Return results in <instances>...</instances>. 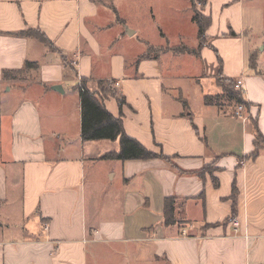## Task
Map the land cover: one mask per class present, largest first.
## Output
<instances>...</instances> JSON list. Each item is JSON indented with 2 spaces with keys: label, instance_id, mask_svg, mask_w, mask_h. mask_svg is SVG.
<instances>
[{
  "label": "crops",
  "instance_id": "obj_1",
  "mask_svg": "<svg viewBox=\"0 0 264 264\" xmlns=\"http://www.w3.org/2000/svg\"><path fill=\"white\" fill-rule=\"evenodd\" d=\"M121 1L0 0V219L19 202L17 230L0 228V264H264V149L248 157L254 123L264 136V68H248L244 36L257 1L206 0L207 44L180 54V71L165 69L166 53L143 54L150 47ZM27 28L52 46L16 34ZM25 61L37 67L2 79ZM219 77L243 79L247 116L233 114L234 101L203 103L222 90ZM82 79L92 91L118 83L121 113L113 94L101 96L104 107L171 160L100 159L119 142L81 139ZM168 195L183 223L163 225Z\"/></svg>",
  "mask_w": 264,
  "mask_h": 264
},
{
  "label": "trees",
  "instance_id": "obj_2",
  "mask_svg": "<svg viewBox=\"0 0 264 264\" xmlns=\"http://www.w3.org/2000/svg\"><path fill=\"white\" fill-rule=\"evenodd\" d=\"M192 7V15L191 21L196 26V39L198 41L195 50H192L188 47H184L183 52L192 55H198L199 49L207 44V36L206 29L210 25V17L204 15L201 12V9L197 10L194 7V3L198 2L203 7L206 4V0H189ZM203 9V8H202ZM21 36H33L38 39L42 44L47 45L49 47L52 46L50 40L38 29H30L19 31L16 33ZM227 36L233 37L236 34L230 29L226 34ZM181 52V51H180ZM61 59L64 64H67V60L65 57L61 56ZM251 62L249 63V67L251 69L255 68V59L252 57ZM250 61V60H249ZM37 64L34 62L25 61L23 66L20 69L15 70H2V79H7L10 75L20 74L24 70L28 68H36ZM221 80L224 83L219 85L222 87L221 93L215 95H204L203 103L206 105H221L222 101H234L236 104H242L243 106H247V103L242 99L241 94L233 89L234 80L231 78H218V81ZM114 81L112 80H104L98 81L97 89L92 91L87 88L85 84V80L82 79L75 86L80 99V114H81V127L80 134L81 139L86 140H97V139H109V140H118L119 149L117 151H110L102 154L100 159H114V160H131V159H153V158H161L166 161H170L171 159L163 155L162 153H154L143 145H141L137 140L128 136L123 129L121 115L114 117L112 116L107 109L104 107L101 96L105 94H113L116 96V101L118 104L119 111L121 113V108L123 104H125L124 97L117 93L116 90L112 88V84ZM101 92V95L99 94ZM99 96V97H98ZM254 128V138L253 145L254 150L248 154V157H255L258 155L260 149H264V136L260 133L257 125L253 124ZM211 167L208 165L202 166L200 173L204 171L210 170ZM211 171V170H210ZM212 180L214 178L212 177ZM215 182V180H214ZM215 184V183H214ZM235 193L236 188L235 185L232 186V194L231 199L232 203V213H235ZM176 204V197L174 195H168L164 197L163 200V209H162V223L164 226H170L176 224V219L174 215ZM209 226V225H204Z\"/></svg>",
  "mask_w": 264,
  "mask_h": 264
},
{
  "label": "rangeland",
  "instance_id": "obj_3",
  "mask_svg": "<svg viewBox=\"0 0 264 264\" xmlns=\"http://www.w3.org/2000/svg\"><path fill=\"white\" fill-rule=\"evenodd\" d=\"M256 1L255 7L248 6L247 8L249 17L248 19L245 18V20L248 21V26L250 27H248L247 31L244 33L246 49L248 50H246L248 64L251 62V58L253 57L255 59V71H257L259 63L260 65L262 64L261 68H264V35H262L264 33V2L262 0ZM128 4L130 5L129 9L131 12L126 19V24H128V27L130 28H133V26L138 28L140 33L138 34V37L135 38L140 41L142 40L146 46L149 45L148 47H150L149 49L145 48L143 54L147 56H159L162 53H166L169 60L168 64L167 62L162 63L164 64L165 69L169 71L179 69L178 71H180V54H185L183 52L184 47H188L192 50H195L196 47L191 43V41H188L189 39L196 40L194 37L195 25L190 21L193 11L190 1L138 0L133 3H129L128 1L123 0L120 3V7H125L126 10ZM194 7L197 10L203 8V6L198 2L194 3ZM180 33L184 38L181 42ZM68 73L71 77L74 76V73L69 71V68ZM250 73L254 72H249V74ZM181 81L182 79L178 82L179 87ZM219 83L223 84L224 82L219 80L218 84ZM15 84L18 86L25 85L26 81L20 80ZM68 91H70V89ZM218 91V93H220L221 90L218 89ZM235 106L236 105H232L230 108L234 110ZM244 115L247 116L245 113ZM247 118L249 119V116ZM250 122L252 123V121ZM18 205V200H16V202L12 201L11 204L6 203V207L1 211H9L12 216L3 220L0 219V228L7 227L2 226V224H4L10 225V228H15V230H17V223L19 222L17 219ZM1 216H3V214H1ZM176 222L179 224L183 223V221L178 222L177 220Z\"/></svg>",
  "mask_w": 264,
  "mask_h": 264
},
{
  "label": "built area",
  "instance_id": "obj_4",
  "mask_svg": "<svg viewBox=\"0 0 264 264\" xmlns=\"http://www.w3.org/2000/svg\"><path fill=\"white\" fill-rule=\"evenodd\" d=\"M114 84L118 85V83H114ZM233 88L234 90L238 91L241 95L244 93L243 79L241 77H238L234 80ZM243 111H244V106L242 104H237L235 106V109L233 110V114L237 117H244V115H242ZM229 223L232 225L233 231L237 232L239 226L237 219L235 217H230Z\"/></svg>",
  "mask_w": 264,
  "mask_h": 264
},
{
  "label": "water",
  "instance_id": "obj_5",
  "mask_svg": "<svg viewBox=\"0 0 264 264\" xmlns=\"http://www.w3.org/2000/svg\"><path fill=\"white\" fill-rule=\"evenodd\" d=\"M54 89H56V87H54Z\"/></svg>",
  "mask_w": 264,
  "mask_h": 264
}]
</instances>
